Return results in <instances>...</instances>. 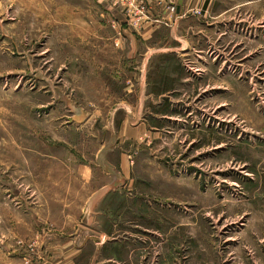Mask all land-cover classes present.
<instances>
[{"label":"rangeland","instance_id":"rangeland-1","mask_svg":"<svg viewBox=\"0 0 264 264\" xmlns=\"http://www.w3.org/2000/svg\"><path fill=\"white\" fill-rule=\"evenodd\" d=\"M152 8L148 0H0V238L7 221L22 217L7 207L8 193L22 186L11 172L36 139L64 143L76 116L88 118L78 138L94 135L119 151L121 121H135L116 110L126 100L117 74L135 65H108L121 56L102 46L101 28L120 26V14L141 30L161 21ZM216 10H232L236 25L223 36L231 63L223 61L222 81L180 82L142 115L155 134L120 146L131 155L130 176L102 213L111 234L104 254L120 264H264V0H224ZM214 84L221 89L204 99ZM24 247L30 261L36 245Z\"/></svg>","mask_w":264,"mask_h":264},{"label":"crops","instance_id":"crops-1","mask_svg":"<svg viewBox=\"0 0 264 264\" xmlns=\"http://www.w3.org/2000/svg\"><path fill=\"white\" fill-rule=\"evenodd\" d=\"M148 1L153 7L150 17L160 22L147 23L137 31L124 26L125 16L114 14L120 26L101 28L103 47L121 57L122 52L131 51L124 63L120 57L110 59L108 65H135L127 76L117 74L118 81L122 77L126 100L120 101L116 110L132 114L135 121L131 122L130 116L121 121L115 143L119 151L108 149L109 144L94 135L80 133L83 136L78 138L88 126V118L75 116L68 119L71 127L64 143L59 137L47 143L38 138L37 147L17 155L21 165L13 162L11 176L22 178V186L20 191L8 193L7 207L21 210L22 217L7 221L0 238V264H83L87 257L90 264H120L104 254L111 234L102 226L106 218L102 213L108 208L106 199L120 192V182L125 183L130 176L131 155L120 146L140 144L145 135L157 131L142 115L153 114L161 99L177 94L180 82L210 78L221 82L223 61L231 63L222 58V52L228 51V46H222L223 36L236 33V25L229 22L233 9L216 10L224 0H183L175 15L169 10L173 0ZM240 23L248 24L247 18ZM162 31L167 33L165 37H159ZM214 85L208 87L213 91L204 88L202 93L208 92L204 99L221 89ZM74 126L76 129H71ZM112 153L116 154V166ZM17 242L24 246L35 243L36 252L30 261L25 260L24 246L17 249Z\"/></svg>","mask_w":264,"mask_h":264},{"label":"built area","instance_id":"built-area-1","mask_svg":"<svg viewBox=\"0 0 264 264\" xmlns=\"http://www.w3.org/2000/svg\"><path fill=\"white\" fill-rule=\"evenodd\" d=\"M137 6V5H136ZM176 7H177V5H176V3L174 4H170V7H169V10H170V12L172 13V14H174L175 15V13H176ZM138 9V10H137ZM134 11H136V12H138V14L140 15L141 14V16L142 17H145V16H147V14H148V12L147 11H145V10H143V8H138V6L136 7V8H134ZM138 17V16H137ZM140 18V17H139Z\"/></svg>","mask_w":264,"mask_h":264},{"label":"water","instance_id":"water-1","mask_svg":"<svg viewBox=\"0 0 264 264\" xmlns=\"http://www.w3.org/2000/svg\"><path fill=\"white\" fill-rule=\"evenodd\" d=\"M182 4H183V0H178V2H177V7H176V11H177V13H179Z\"/></svg>","mask_w":264,"mask_h":264}]
</instances>
